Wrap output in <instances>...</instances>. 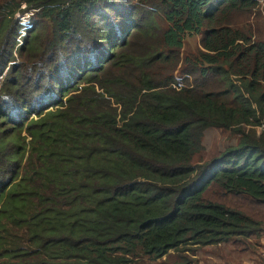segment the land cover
Wrapping results in <instances>:
<instances>
[{
	"label": "trees",
	"instance_id": "trees-1",
	"mask_svg": "<svg viewBox=\"0 0 264 264\" xmlns=\"http://www.w3.org/2000/svg\"><path fill=\"white\" fill-rule=\"evenodd\" d=\"M258 2L0 0V264H154L261 234L204 197L264 201V40L232 22ZM191 34L200 80L156 75ZM209 127L238 141L194 162Z\"/></svg>",
	"mask_w": 264,
	"mask_h": 264
},
{
	"label": "rangeland",
	"instance_id": "rangeland-1",
	"mask_svg": "<svg viewBox=\"0 0 264 264\" xmlns=\"http://www.w3.org/2000/svg\"><path fill=\"white\" fill-rule=\"evenodd\" d=\"M21 16L22 22L28 23L29 15ZM158 24L163 26L162 19L158 18ZM233 24L244 33L252 34L254 39L264 40V0H259L249 13L238 12L232 18ZM24 35V32L21 33ZM201 35H187L180 49L179 58L165 65L154 66L156 75L169 73L179 82V85H192L199 81V75L188 73L193 67L190 60L201 49ZM261 127H257L258 130ZM239 135L233 128L224 129L209 127L203 135L204 148L194 157V162H205L221 153L226 147L234 145ZM204 197L210 200L224 203L233 208H238L244 213L259 220L264 225V201L251 198L246 194L232 195L217 186L211 185L204 193ZM154 264H264V229L258 236L238 237L224 243L195 246L191 245L186 250H170L168 254L153 261Z\"/></svg>",
	"mask_w": 264,
	"mask_h": 264
}]
</instances>
